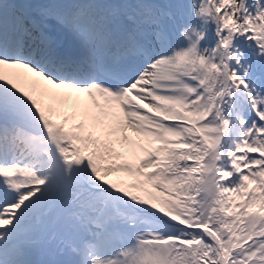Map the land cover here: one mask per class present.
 I'll return each instance as SVG.
<instances>
[{"label": "snow or ice", "instance_id": "6c2138e0", "mask_svg": "<svg viewBox=\"0 0 264 264\" xmlns=\"http://www.w3.org/2000/svg\"><path fill=\"white\" fill-rule=\"evenodd\" d=\"M0 264H264V0H0Z\"/></svg>", "mask_w": 264, "mask_h": 264}]
</instances>
